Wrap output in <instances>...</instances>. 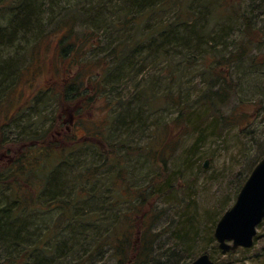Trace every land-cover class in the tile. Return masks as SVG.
Segmentation results:
<instances>
[{"label": "rangeland", "instance_id": "obj_1", "mask_svg": "<svg viewBox=\"0 0 264 264\" xmlns=\"http://www.w3.org/2000/svg\"><path fill=\"white\" fill-rule=\"evenodd\" d=\"M29 1L2 0L0 27L9 28ZM166 1H39V35L3 55L18 62L33 57L0 102V209L26 223L20 244L15 237L0 241V264L38 259L44 250L55 260L85 239L91 243L74 260L93 252V264H117L93 236L129 213L126 204L114 206L127 187L135 193L150 183L164 192L173 187L172 195L149 205L164 211L153 230L161 233L156 255L162 261L171 252L194 255L188 263L207 253L217 264H264V221L250 248L223 254L214 239L219 219L264 157V0H189L182 12L188 27L174 24L179 8ZM154 29L163 34L156 31L153 44ZM188 33L193 40L183 42ZM221 86L227 99L210 108L204 99ZM76 92L81 96L70 102ZM178 103L188 111L177 124ZM131 110L140 115L138 124L126 120ZM113 118L115 126L104 128ZM81 136L90 139L73 145ZM169 145L168 157L152 163L153 153L166 157ZM49 190L58 205L71 203L69 218L60 207L35 211L16 201ZM145 229L140 225L136 238ZM46 238L40 251L22 255Z\"/></svg>", "mask_w": 264, "mask_h": 264}, {"label": "trees", "instance_id": "obj_2", "mask_svg": "<svg viewBox=\"0 0 264 264\" xmlns=\"http://www.w3.org/2000/svg\"><path fill=\"white\" fill-rule=\"evenodd\" d=\"M1 1L2 0H0V3ZM39 1L44 2L45 0H30L29 3H26L18 10L19 13H17L18 14L17 16L15 17L12 16L9 28L0 27V102L4 101L5 98L11 93L10 89L13 88L12 85L14 84L15 79L19 76L22 77V75L24 74V71L30 69L29 68L30 65L27 64V60L32 58L33 57L32 55H28L27 60H25L26 57L21 58L19 62L18 60H15V59H10L8 61L5 59L4 61L3 55H8L12 51H14L17 43L22 42L23 38L28 40L30 36L39 35V31H40V21H39L40 17H38V13L40 10V6L38 4ZM138 1L142 5H144L146 3L156 2L157 0H138ZM168 2H173V1L169 0V1L163 2L162 4H168ZM174 3L178 6L179 14L181 15V19H179V23H174V24L177 27L178 26H184V27L191 26L190 21L188 20L182 21L183 20L182 19L183 10L186 11L187 7L189 8L191 4L189 3V0H176ZM171 6L173 7V4ZM73 24L74 23L72 21L71 26ZM156 31H158L159 33L160 29H154V31L150 32L152 36L150 39H152L153 44L157 40L155 38ZM168 32H169V29L164 32V35L167 34ZM160 34H163V32L160 31ZM177 38L179 39V37ZM192 40H193V36L190 33H188L182 38L183 42H188V41L191 42ZM116 49L117 48H115L114 51ZM76 81L80 82L79 79H76ZM224 89H225L224 86H221L220 88L217 89L215 94L213 93L209 95L208 97L209 100H207L206 98L204 99L206 101H209L207 102V104L210 108L216 107V104H217L216 101L219 100L218 103L219 102L223 103L227 99V96H225L227 94L224 91ZM72 90L73 89H71V91ZM146 91H149V89H147ZM210 92H213V91H210ZM73 94H74V98H73V95L71 96L68 95L70 102L78 100L79 96H81V95H78L77 92ZM146 98H149V97L146 96ZM129 107H131V105ZM124 108H126L127 110V107L124 106L122 108V112L126 111L124 110ZM178 110L181 113H179V115L174 120V122L177 124L183 120L182 118L185 116L184 115L185 112L188 111L187 108H185L181 104H179ZM127 118L129 121L132 120L133 122L132 124L134 123L138 124V121H140V115L136 111L134 112L132 110L127 112L126 120ZM114 119L115 118H113V121L109 125H106L104 128H106L107 126L110 127V125L114 127L116 123V119L115 120ZM157 133L159 134L158 131ZM153 135H154V132H153ZM157 136L158 135H156L155 137ZM161 137H165V136H161ZM39 138L43 139L42 137H39ZM165 139L168 142H171V144L174 143V141L171 140L172 138H170L169 136L165 137ZM78 141L79 140L73 141L72 142L73 145H75L76 144L75 142H77L78 145L81 146L82 144H79ZM170 145L167 146L169 147V149H168V153L166 157L161 158L159 156V153H160L159 151H156V152L153 151L154 152L153 156L151 155L152 163L156 162L157 160L166 159L170 153V149H171ZM146 147H143V148L141 147V152ZM142 153L144 154V152ZM114 155H117V154L113 153L111 155H108V158H114L113 157ZM123 168L124 166H120L119 170L123 171ZM120 175H117L116 177L118 178V176ZM59 176H60V173L58 172V177ZM52 181H53V184L52 183L51 184L56 185V183L58 182L60 183L61 179L58 178L56 182L54 180ZM47 184L48 183H46V185ZM43 188L47 189L46 186H44ZM127 188H128L126 190L127 194L124 195L125 198L122 201L117 200V203H115L116 205L114 206L126 204L129 210V213L118 214L116 219L119 218L118 220L119 222H117V224L115 222L116 221L115 219L114 224L112 225L110 224L108 226L104 225L105 232L107 231L105 235H103L102 237L95 236V235L93 236V239L95 240L94 243L96 244V246H99L100 250L109 248L112 251V254L110 255L111 256L110 260L114 259V261H116L117 264H182V262H184V264H189L187 262L188 258L191 259L194 255L193 256L191 255V257L184 258V256L181 257L171 252V253H167L168 256L165 262L162 261V259L158 258L156 255V252H157L156 247H158L159 240L161 239V233H155L153 230L158 225V222L160 218L162 217L164 211L161 210L157 213L156 208L150 209L149 205L155 204L159 199L165 196L167 197V195L168 196L172 195L173 187L171 186L167 187V191L164 192L161 189L164 187L157 189L154 183H150L144 187H140V189H137L135 193L133 190H130V188H133V187H127ZM41 196H42L41 191H39V193L37 194L35 198L26 199V197L24 196L22 197L24 198V200H22L20 196V198L16 201L19 202L23 208L29 207L30 209H33L35 211L39 210L41 206L43 210H53L57 207H60L64 209L65 215L69 213V216H67L68 218L71 216L70 214V210H72L71 205H70L71 203L66 204V206H68L67 208H64L65 207L64 202H62V205H58L60 202L53 201V199H55V194L54 192H51L50 190H49L48 195L44 197H41ZM150 201L152 202L149 203ZM34 202H37L39 204V208L30 206V204ZM159 202L161 201H158L156 204H158ZM120 209H122V207ZM8 212L9 210L7 209L5 210L3 208L0 209V241L4 240L3 239L4 237L8 243V240L10 241L11 237L13 238L15 237L17 238L16 241H18V243L20 244L21 238H23V236H21V234L24 232L23 226H25L26 223L19 219H14V217L16 216H13L12 218H8L6 215L8 214ZM142 217L145 219H142ZM128 218L133 219L131 221H135L137 224L134 225L133 222L131 221L129 222L128 220L126 221V219ZM88 221L93 222L94 224L97 223V220L92 221L88 219ZM84 223H86L85 220H84ZM142 224L148 227L150 230L145 229L147 232L144 234H141L140 236H138V238H136V235L138 234V228ZM91 231L92 230L84 229V232L82 233V235L85 234V237H87L88 235L90 236ZM47 237L50 238L49 236ZM48 238L44 240L42 239V241L37 242L35 246L28 249L27 252L26 251L23 252L22 255L24 256L27 254L33 255L35 251H38V250L40 251L41 245H43L45 241L49 240ZM86 242L89 244L91 243L90 240L85 239L84 243ZM80 243H74L72 247L67 248L68 250H67L66 255L59 256L55 260H52V258L48 259V256L51 254V251L44 250L45 255H43L41 258L36 259L35 257L31 256L30 261L23 262L22 264H93L92 263V260L94 257L93 252L89 254L88 260H86L85 258L79 261L78 260L76 261L73 259V256L77 252L78 248L84 244V243L82 244V242Z\"/></svg>", "mask_w": 264, "mask_h": 264}, {"label": "water", "instance_id": "obj_3", "mask_svg": "<svg viewBox=\"0 0 264 264\" xmlns=\"http://www.w3.org/2000/svg\"><path fill=\"white\" fill-rule=\"evenodd\" d=\"M264 220V158L254 168L235 204L219 220L214 238L223 254L250 248L258 225ZM232 242V244H230ZM190 264H216L203 254Z\"/></svg>", "mask_w": 264, "mask_h": 264}, {"label": "flooded vegetation", "instance_id": "obj_4", "mask_svg": "<svg viewBox=\"0 0 264 264\" xmlns=\"http://www.w3.org/2000/svg\"><path fill=\"white\" fill-rule=\"evenodd\" d=\"M65 114L69 115V117H70V123H71V125H73L74 122H75V118L76 117L72 114L71 110L70 111H66ZM81 139H83V141H87L90 138L89 137L83 138V136H81L77 140L82 141Z\"/></svg>", "mask_w": 264, "mask_h": 264}]
</instances>
